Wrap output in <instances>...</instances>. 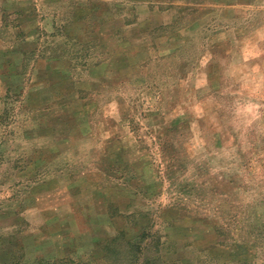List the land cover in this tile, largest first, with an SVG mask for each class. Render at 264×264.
<instances>
[{"label": "rangeland", "instance_id": "374dc122", "mask_svg": "<svg viewBox=\"0 0 264 264\" xmlns=\"http://www.w3.org/2000/svg\"><path fill=\"white\" fill-rule=\"evenodd\" d=\"M24 41L79 102L0 72V264H264V0H0Z\"/></svg>", "mask_w": 264, "mask_h": 264}, {"label": "crops", "instance_id": "0c3cea01", "mask_svg": "<svg viewBox=\"0 0 264 264\" xmlns=\"http://www.w3.org/2000/svg\"><path fill=\"white\" fill-rule=\"evenodd\" d=\"M37 32H39V30ZM30 34H35V32L32 31ZM32 43L34 42L24 41V43H22V46L26 47V49L22 46L20 47L18 50L20 53L17 62L8 64V66L4 69H7L5 72L1 69V77L9 84V86H13L15 89L19 87L15 81L21 76L25 77L27 73L31 71V73H33V77H35V83L33 85H36L37 78L39 81V85L37 87V91H39L37 99L40 103L41 98L42 103H40L38 106L39 108H37L38 112L45 111L52 113V115L66 114L67 120L65 121L69 122L71 115H73L72 113H74V111L71 112V107L74 102H79L78 97L77 101L72 102L70 100L71 94H75V90L73 89V82L75 79L70 77V71H67L69 68H65L67 65L71 66L70 61L58 56L44 57L38 53L36 54L37 45ZM98 46L101 50L104 48L101 40L99 41ZM26 65L27 67H24ZM23 68H27L29 71L26 72V69L23 70ZM98 68H100V70H106L107 66L101 62L92 67V69ZM66 83L69 84L64 87V84ZM64 91L66 92V96L63 95ZM28 92L30 99L29 96H26V98L30 101V106H32V97L36 93L31 90ZM20 95L24 97L21 93Z\"/></svg>", "mask_w": 264, "mask_h": 264}, {"label": "trees", "instance_id": "16d2710c", "mask_svg": "<svg viewBox=\"0 0 264 264\" xmlns=\"http://www.w3.org/2000/svg\"><path fill=\"white\" fill-rule=\"evenodd\" d=\"M118 238H120V237H118ZM107 247H110V251L111 250L112 251H119L120 247H121V243L119 242V240L118 241H113L112 244L109 243L105 248H107ZM141 249H142V247H141V245H139V248L137 250H141ZM107 258H109V255L107 256Z\"/></svg>", "mask_w": 264, "mask_h": 264}]
</instances>
